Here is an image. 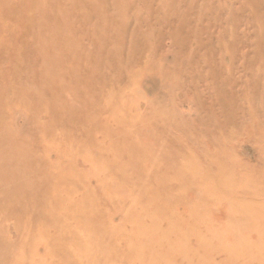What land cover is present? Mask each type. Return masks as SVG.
<instances>
[{"label": "rangeland", "instance_id": "obj_1", "mask_svg": "<svg viewBox=\"0 0 264 264\" xmlns=\"http://www.w3.org/2000/svg\"><path fill=\"white\" fill-rule=\"evenodd\" d=\"M263 75L264 0H0L1 128L52 190L0 203L1 262L264 264Z\"/></svg>", "mask_w": 264, "mask_h": 264}, {"label": "bare ground", "instance_id": "obj_2", "mask_svg": "<svg viewBox=\"0 0 264 264\" xmlns=\"http://www.w3.org/2000/svg\"><path fill=\"white\" fill-rule=\"evenodd\" d=\"M57 42H51L54 48L62 46L60 42L59 45ZM62 43L65 44L64 39H62ZM12 134V132L1 128L0 118V203L11 204L19 208L23 216L33 220L32 225L40 226L44 215H46L45 204L52 193L51 188L47 187L45 179L51 178V175L48 171L43 173L38 169L34 164L36 163L34 157L25 152L14 140ZM247 155L252 158L249 153ZM54 213L55 211H50L51 216H55ZM86 226L93 227L94 219ZM32 230L37 229L33 228ZM59 242L62 244L66 240L61 239ZM1 259L0 257V264H15L2 263Z\"/></svg>", "mask_w": 264, "mask_h": 264}]
</instances>
